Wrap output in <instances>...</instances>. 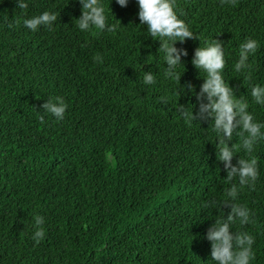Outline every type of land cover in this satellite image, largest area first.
I'll return each instance as SVG.
<instances>
[{
    "label": "trees",
    "instance_id": "trees-1",
    "mask_svg": "<svg viewBox=\"0 0 264 264\" xmlns=\"http://www.w3.org/2000/svg\"><path fill=\"white\" fill-rule=\"evenodd\" d=\"M27 3L0 0V264H216L206 234L230 212L225 201L251 209L253 222L232 231L254 235L252 264H264V138L251 154L242 129L228 141L232 164L255 156L260 172L233 199L239 178L218 159L222 133L211 117L186 120L180 105L196 112L199 101L177 91L200 92L207 73L192 63L196 49L220 40L225 81L264 122L252 96L264 85V0H175L199 38L175 44L187 50L180 84L165 77L162 42L141 24L137 0H102L114 32L79 29L80 0ZM44 11L56 12L53 27L23 24ZM248 38L260 46L237 71ZM57 96L68 104L63 120L42 112ZM36 215L45 221L39 242Z\"/></svg>",
    "mask_w": 264,
    "mask_h": 264
},
{
    "label": "clouds",
    "instance_id": "clouds-1",
    "mask_svg": "<svg viewBox=\"0 0 264 264\" xmlns=\"http://www.w3.org/2000/svg\"><path fill=\"white\" fill-rule=\"evenodd\" d=\"M121 6H127L129 0H117ZM17 6L21 9H27V0H15ZM82 5V15L77 19L79 29L91 31L107 30L114 32L117 30V24L110 23L106 12V5L102 0H80ZM139 5L138 16L141 24H146L151 36L159 37L161 47L164 51V60L166 62L165 77L173 81H179L181 74L177 71L179 65H184L181 60V53L187 55L186 49H178L175 44L177 41H184L185 38L197 37L190 29L189 25L179 17L176 10L175 0H137ZM112 10V9H111ZM57 20L56 12L44 11L30 18H24L23 24L33 31L40 26L53 27ZM120 21V20H119ZM11 27V25H9ZM259 42L254 38H248L240 44L239 60L235 67L237 71L248 68V59L250 54L255 53L259 48ZM192 63L198 70L203 68L207 76L200 92H196L195 86L190 84L181 85L177 91L187 95L185 89H189L199 101V109L188 111L186 105H180L178 111L189 121H196L211 117L214 121V129L222 133L223 141L219 137V160L224 162L227 169V178L232 180L239 178V186L233 184L228 195L233 199L239 194L240 187L248 185L255 188V182L259 178L258 160L255 156L250 158H240L237 164H232V158L236 156L234 145L229 146L228 141L232 139L233 132L242 129L243 147L249 154L252 153L255 143L260 138H264V122L255 119L254 114L248 110L249 105L246 101L237 99L235 90L225 81L223 69L226 59L223 43L220 40L208 42L205 47H198ZM185 66V65H184ZM145 84H154L156 76L151 71H145ZM204 94L207 95V102H203ZM252 96L257 104L264 105V85L256 84L252 88ZM167 102V98H164ZM43 113L52 114L57 120H63L68 108V104L62 97L46 99L42 105ZM196 108V105H195ZM44 119V115L40 116ZM227 138V139H225ZM230 205V212L225 216L223 222L215 221V224L207 231V239L212 242L211 257L216 264H252L255 259L253 245L255 243L254 235L247 231L234 232L232 224L239 220L241 224H248L252 221V211L246 205L232 204L228 201L221 205ZM220 205V206H221ZM44 217L35 216L36 231L33 238L36 242L42 240L45 236L43 227Z\"/></svg>",
    "mask_w": 264,
    "mask_h": 264
}]
</instances>
